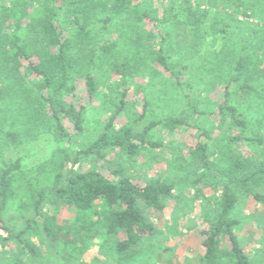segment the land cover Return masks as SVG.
I'll return each instance as SVG.
<instances>
[{"label":"trees","instance_id":"1","mask_svg":"<svg viewBox=\"0 0 264 264\" xmlns=\"http://www.w3.org/2000/svg\"><path fill=\"white\" fill-rule=\"evenodd\" d=\"M175 2L171 0L169 7L155 19L149 11L140 9L138 0H56L27 22L15 19L12 7L0 6V102L8 104L12 119L28 118L39 126L47 120L59 137L61 153L52 164L49 177L44 179H21L20 158L0 168V229L3 232L0 264L23 263L21 258L6 255L4 248L10 242L32 259L54 257L57 264H76L98 242L99 251L116 263L133 261L143 241L158 233L155 222L147 215L148 210L162 213L166 209L168 199L175 196V182L145 177L141 184L124 165L109 175L99 168L84 169L77 164L85 157L109 163L112 151L124 152L130 159H136L144 149L163 147L152 135L156 130L181 127H193L199 132L194 165L202 166L206 174L216 173L223 182L217 215L209 228L202 230L205 251L200 257L201 264H254L251 252L241 245L236 232L239 220L233 215L241 197L252 196L264 206V132L253 126V117L238 102H232V97L239 90L240 95L264 98V0L226 4L225 7L232 8L233 22L211 9L219 7L220 0H207L211 8L198 16L195 15L203 1L197 0L198 4L194 5L191 0H181L177 6ZM170 12L180 14L181 22L192 26L211 19L218 30L217 36L233 43L219 61L217 55L214 62L217 66L212 65L211 72L229 64L241 47L242 54L231 62L224 101L218 106L221 119L227 122L222 138H214L217 124L211 120L213 111H200L193 105L177 117L151 120L141 130L138 119L117 125L115 119L128 103L126 76L137 66V62L134 65L127 59L117 58L110 63L119 76L114 87H110L114 112L96 139L79 148L72 158L69 143L77 140L74 132L81 133L84 129L86 106L64 98L70 82L77 74L83 75L87 95L95 97L99 85L87 65H91L92 59L108 60L116 53L122 54L118 49L119 38L128 40L121 28L124 21L131 18L141 24L148 19L156 22L160 30L168 23ZM240 14L252 16L255 21L239 20ZM116 19L121 21L115 23ZM96 24L101 31L93 32ZM109 31L117 32L119 38H108ZM93 40L96 46H90ZM85 46L91 49L86 51ZM156 60L173 74L162 50ZM227 70L223 69L222 73ZM233 82L237 83L235 93L230 90ZM70 89H76L74 83ZM14 102L18 105L12 109L10 105ZM66 121H70L73 130ZM6 136L12 141L17 139L14 131H7ZM200 201L205 211L206 201ZM13 207L22 218L18 226L5 218ZM66 210H72L73 216L60 223L59 216ZM41 246L45 247V253Z\"/></svg>","mask_w":264,"mask_h":264},{"label":"rangeland","instance_id":"2","mask_svg":"<svg viewBox=\"0 0 264 264\" xmlns=\"http://www.w3.org/2000/svg\"><path fill=\"white\" fill-rule=\"evenodd\" d=\"M54 1L56 0H0V6L12 7L15 10L14 18L27 22L40 15L45 6ZM138 1L141 4L140 9L149 11L148 14L155 19L169 7L171 2V0ZM180 1L176 0L175 6ZM201 1L203 2L200 3L195 16L211 8L207 0ZM220 1L219 7L211 9L224 14L227 20L232 21V8H227L225 5L230 2L235 4L240 0ZM191 3L198 4L197 0H191ZM180 17L178 13L176 16L170 12L168 23L160 30L157 29L154 21L146 19L138 24L129 18L121 25L123 34L128 40H120L117 32L109 31L108 38H119L118 49L122 54L116 53L108 60L107 58L92 59L91 65H87L96 75L99 85L97 95L93 98L87 95L85 79L81 74H77L73 82H70L69 89L64 92V98L68 101L86 106L83 114L84 129L81 133L74 132L77 140L69 143L72 146L70 152L72 158L75 157L79 148L96 139L114 112L111 106L110 95L113 93L110 87H114L119 76L110 67V63L117 58L127 59L134 65L137 62L136 68L132 69L133 72L130 71L126 76L128 103L125 110L117 115L115 119L117 125L138 119V129L141 130L151 120L177 117L184 112L183 110L193 105L200 111H213L211 120L217 124L214 138H222L227 122L221 119L218 106L224 101L225 86L231 73V70L229 71L231 62L233 63L235 58L238 59L240 53L242 54L241 47L238 48L235 58L229 64L225 62L227 65L218 71L211 72L209 68L212 65L217 66L214 63L217 61V55L219 61L229 45L233 43L217 36L218 30L212 25L211 19L198 21L192 26L184 21L181 22ZM238 18L255 21L252 16L243 14L238 15ZM120 21L116 19L115 23ZM234 25L237 23L234 22ZM93 27V32L101 31L99 24ZM90 46H96L94 40ZM90 46H85L84 49L89 51ZM161 50L171 65L173 74L157 62L156 58ZM223 69H228V72L222 73ZM180 72L178 79L181 83L176 77ZM73 83L76 86L75 90L70 89ZM230 84V90H234L235 93L237 83ZM240 94L238 90L237 94L233 95L232 102L236 104L238 102L240 107L253 117L252 120L255 121L253 126L264 132V117L262 116L264 98ZM17 105V102H14L10 107L15 109ZM141 113L144 114L143 117H139ZM47 122L44 120L39 126L35 122L32 124L28 118L12 119L11 115H8V104L0 102V168L11 160L20 158L21 179L27 181L32 178H48L52 164L61 157V153L59 137L53 126ZM66 124L73 130L70 121H66ZM7 131H14L17 139L15 141L8 139ZM152 135L157 142L163 143V147L153 150L144 149L136 159H130L124 152L112 151L109 163L85 157L77 166L84 169L99 168L111 175L113 169L124 165L129 169L134 180L141 184H144L145 177H160L166 182H175V196L168 199L166 209L162 213L148 210L147 215L155 222L158 233L146 238L140 246L138 256L126 264H201L200 257L205 251L202 243V230L209 228L217 215L223 182L216 176V173L206 174L202 166L194 165V150L199 140L197 129L193 127H181L177 130L165 128L156 130ZM200 139H205V137H200ZM201 199L206 201L205 211L204 205H200ZM72 213V210L61 213L60 223L70 220ZM233 216L239 220L236 232L242 247L251 252L250 257L254 264H264V206L252 196L241 197ZM5 218L15 226L20 225L22 221L19 210L15 207L9 210ZM2 235L3 232L0 229V239ZM228 244L230 245L229 242ZM4 249L9 258H21L23 263L19 264H57L54 257L50 260L39 256L32 259L30 254H26L14 242L8 243ZM41 250L43 253L46 251L43 246ZM76 264L118 263L99 251L98 242L79 257Z\"/></svg>","mask_w":264,"mask_h":264}]
</instances>
